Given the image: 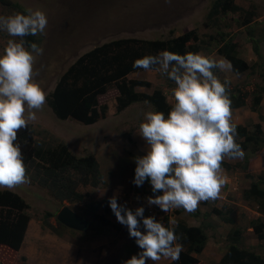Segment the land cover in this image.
Here are the masks:
<instances>
[{
	"label": "rangeland",
	"instance_id": "374dc122",
	"mask_svg": "<svg viewBox=\"0 0 264 264\" xmlns=\"http://www.w3.org/2000/svg\"><path fill=\"white\" fill-rule=\"evenodd\" d=\"M22 6L43 11L48 19L44 34L36 36V44L43 48L34 65V79L40 83L46 94V103L42 110L36 111V120L29 122L33 137L51 144L64 142L68 149L78 157L93 154L99 164V172L104 183L98 188L89 186L79 190L85 194L79 203L58 201L48 191L35 183H27L11 190L20 195L28 204L30 215L24 239L18 250L0 245V264H123L137 254L135 239L129 236L125 225L116 217L107 213L110 208L109 198L116 195L117 202L122 194L148 185L137 187L133 183L135 157L146 154V142L138 135L139 124L147 111H154L147 102H135L117 112L115 97L117 91L110 88L98 96L100 104H106V116L96 123L84 125L74 119L56 118L48 106L47 97L53 90L59 76L77 57L104 42L123 38L166 39L188 31H197L203 40V47L198 53L214 59H226L217 52V43L221 37H232L237 42V52L250 69L242 74H235L231 69L214 70L221 82L228 80L229 93L238 89L244 97V105L234 108L233 122L252 129L260 124L264 132V96L259 104H254V96L260 85H264V0H235L245 11L252 12L249 24L241 26V13L221 15L216 26H205V17L213 0H11ZM11 8L0 4V15H10ZM248 28L258 41L262 55L259 60L253 51ZM6 32L0 31V54L3 53L8 39ZM227 62V61H226ZM128 78L146 80L149 87H138L141 92L151 93L160 88L172 106L171 89L174 82L155 70L138 71ZM127 78V79H128ZM255 88V89H253ZM232 104L233 100L231 99ZM248 155L247 170L238 166L243 159H225L233 169H223L225 178L220 195L215 200L201 202L195 212L188 213L182 208L173 209L166 219L185 221L188 225H202L207 233V241L201 254L197 255V264H216L227 247L226 237L233 227L222 222L212 213L213 207L227 212L232 209V218L242 231V245L264 256V239L259 241L250 228L253 219L260 214L253 201L243 198L251 180L264 173V146L256 153ZM251 175L252 177H248ZM93 201L98 202L95 221L102 234H90L88 231L72 232L56 220V214L63 206H68L79 215H84ZM163 211H154L156 215ZM45 213H51L46 217ZM194 216L193 214H196ZM55 215V216H54ZM103 216V218L101 217ZM47 220L46 227L42 221ZM141 230V229H140ZM75 231V230H73ZM142 231V230H141ZM85 232V233H84ZM129 241L132 252L123 248ZM170 259H161L155 264H168ZM149 264L153 262L149 261Z\"/></svg>",
	"mask_w": 264,
	"mask_h": 264
},
{
	"label": "clouds",
	"instance_id": "9594fccd",
	"mask_svg": "<svg viewBox=\"0 0 264 264\" xmlns=\"http://www.w3.org/2000/svg\"><path fill=\"white\" fill-rule=\"evenodd\" d=\"M47 25V16L39 9L0 15V31L11 37L0 54V188L12 189L30 182L16 141L18 132L36 120L46 94L34 79V65L43 48L24 38L44 34ZM226 61L200 53L181 55L163 50L133 62V68L155 70L175 85L167 116L160 111L145 113L137 134L146 142L147 151L134 159L133 183L140 187L148 181L154 195L147 197V203L163 212L182 208L192 213L201 202L217 199L225 184L224 160L245 156L236 142L230 81L221 82L214 73V69L230 70L231 64ZM146 188L135 190L150 193ZM109 206L140 249L123 264H155L162 258H180L183 248L171 227L174 221L164 225L154 216L145 217L142 206L133 212L118 204L116 195L109 198ZM141 222L144 231L140 230Z\"/></svg>",
	"mask_w": 264,
	"mask_h": 264
},
{
	"label": "trees",
	"instance_id": "16d2710c",
	"mask_svg": "<svg viewBox=\"0 0 264 264\" xmlns=\"http://www.w3.org/2000/svg\"><path fill=\"white\" fill-rule=\"evenodd\" d=\"M0 4L11 8L13 13L26 14L20 4L11 0H0ZM229 12L241 13L240 18L243 19L241 26H246L251 21L252 12H244L235 0H213L205 17L204 25L216 26L219 17ZM248 35L250 40H253L252 47L255 55L261 60L262 55L258 41L253 37L251 28H248ZM24 39L29 44L36 43V36H28ZM216 43L217 52L227 62H230L231 70L235 74H242L250 69V65L239 57L237 42L232 37L223 36ZM202 48H204L203 40L194 30L166 39L149 40L123 37L95 45L77 57L60 74L53 90L47 97L48 106L58 119L71 118L84 125L93 124L104 118L107 113L106 104H100L98 96L113 88L117 91L115 97L117 112L124 110L132 103L147 102L154 111L163 112L167 116L171 105L160 88L153 89L151 93L141 92L137 88L149 87L150 83L146 80L128 78L130 74L143 70L133 68V62L145 55H156L163 50L183 55L187 52L198 53ZM234 93H239V95L236 96L233 93L230 95L233 100L232 107L243 106L242 93L238 89H234ZM263 96L264 85H260L254 96V104H259ZM237 133L236 142L243 151H247L249 154L258 152L264 146V132L261 131L260 124H254L252 129H248L244 125H237ZM16 143L21 147L30 182L47 190L55 200L79 203L85 196L79 190L81 187L98 188L104 183L103 175L99 172V164L93 154L78 157L68 149L64 142L58 141L51 144L45 140H36L33 137L30 124L18 132ZM244 160V164L238 163V166L247 170L248 155ZM222 168L230 170L233 169V166L224 160ZM248 177L252 176L248 175ZM137 189H144V187ZM146 189L154 195L150 183ZM243 198L253 201L260 214L264 215V173L257 176L255 180H251L249 187L243 192ZM98 206L96 201L86 204L87 209L81 216L89 221V227L86 230L88 233L101 235L102 228L95 224L99 218ZM28 209V204L20 195L11 190L0 189V245L12 250L20 248L30 220ZM211 210L220 221L233 226L226 237L228 245L216 264H264L262 254L242 245V231L232 218V209L229 207L226 209L227 212H223L213 207ZM106 211L115 217L111 208ZM193 215L197 216V213ZM45 216H51V213H45ZM101 217L103 218V216ZM46 221V219L42 221L44 228L47 224ZM57 223L59 222L57 221ZM171 227L175 228L178 236L177 243L182 245L183 250L178 260H171L168 264H197V255L201 254L207 241L205 228L202 225H188L183 220L176 221ZM250 228L259 241L264 239V222L259 217L251 220ZM69 230L76 232L72 229ZM141 230L144 231L142 222ZM123 248L129 254L132 252L129 241L124 244Z\"/></svg>",
	"mask_w": 264,
	"mask_h": 264
},
{
	"label": "built area",
	"instance_id": "2783aa9c",
	"mask_svg": "<svg viewBox=\"0 0 264 264\" xmlns=\"http://www.w3.org/2000/svg\"><path fill=\"white\" fill-rule=\"evenodd\" d=\"M153 196L150 193L146 191H138V190H131L127 191L122 194V199L119 201L118 204L123 205L129 209H131L133 212H135L136 208L138 207H144V216H154L157 220H159L162 224L169 223V219H166V222L163 221V219L169 215L172 210L168 212H161L158 215L154 213L157 209L161 211V209L156 205H149L147 203V197Z\"/></svg>",
	"mask_w": 264,
	"mask_h": 264
},
{
	"label": "water",
	"instance_id": "95a60500",
	"mask_svg": "<svg viewBox=\"0 0 264 264\" xmlns=\"http://www.w3.org/2000/svg\"><path fill=\"white\" fill-rule=\"evenodd\" d=\"M56 220L63 226L79 232L86 231L89 227V221L68 206L59 209Z\"/></svg>",
	"mask_w": 264,
	"mask_h": 264
}]
</instances>
